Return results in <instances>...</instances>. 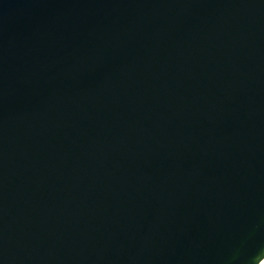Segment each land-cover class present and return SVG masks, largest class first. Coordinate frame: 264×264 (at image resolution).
Wrapping results in <instances>:
<instances>
[{
	"label": "water",
	"instance_id": "95a60500",
	"mask_svg": "<svg viewBox=\"0 0 264 264\" xmlns=\"http://www.w3.org/2000/svg\"><path fill=\"white\" fill-rule=\"evenodd\" d=\"M264 0H0V264H261Z\"/></svg>",
	"mask_w": 264,
	"mask_h": 264
},
{
	"label": "bare ground",
	"instance_id": "6f19581e",
	"mask_svg": "<svg viewBox=\"0 0 264 264\" xmlns=\"http://www.w3.org/2000/svg\"><path fill=\"white\" fill-rule=\"evenodd\" d=\"M261 264H264V261Z\"/></svg>",
	"mask_w": 264,
	"mask_h": 264
}]
</instances>
